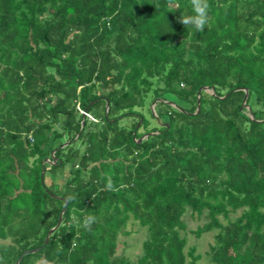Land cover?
I'll return each instance as SVG.
<instances>
[{"label": "trees", "instance_id": "1", "mask_svg": "<svg viewBox=\"0 0 264 264\" xmlns=\"http://www.w3.org/2000/svg\"><path fill=\"white\" fill-rule=\"evenodd\" d=\"M209 2L200 32L190 0H0V264L65 200L19 264H196L188 210L213 263L264 264V0Z\"/></svg>", "mask_w": 264, "mask_h": 264}, {"label": "rangeland", "instance_id": "2", "mask_svg": "<svg viewBox=\"0 0 264 264\" xmlns=\"http://www.w3.org/2000/svg\"><path fill=\"white\" fill-rule=\"evenodd\" d=\"M154 106L152 105V110ZM150 118V117H149ZM155 121V120H154ZM151 118V126L155 122ZM240 212L231 213L230 218L234 219L239 215ZM222 222L227 223V219L220 216ZM209 219L206 215L199 216L198 213L188 210L184 216V221L186 226L181 229V234L187 239L186 251L192 247L196 246V254H200L201 258L197 261L196 264H215L213 263L210 255V246L215 243V235L218 233L219 229H213L210 232L202 233L197 235L195 230L198 226L203 225ZM127 230L130 231V234H121L120 242L117 249L118 255H124L132 260H136L137 257L142 253V243L148 238V230L146 227L140 226L138 221L131 219L127 226ZM190 259V258H189ZM187 264H191L190 262Z\"/></svg>", "mask_w": 264, "mask_h": 264}, {"label": "clouds", "instance_id": "3", "mask_svg": "<svg viewBox=\"0 0 264 264\" xmlns=\"http://www.w3.org/2000/svg\"><path fill=\"white\" fill-rule=\"evenodd\" d=\"M209 0H190V13L180 15L178 23L187 26H192L196 31L203 32L205 26L209 24V12H210ZM106 187L110 190L114 188L111 180L107 183ZM96 216L87 215L83 217L82 227L91 231L92 225L96 222Z\"/></svg>", "mask_w": 264, "mask_h": 264}, {"label": "water", "instance_id": "4", "mask_svg": "<svg viewBox=\"0 0 264 264\" xmlns=\"http://www.w3.org/2000/svg\"><path fill=\"white\" fill-rule=\"evenodd\" d=\"M202 90H205V91H207V92H211L212 94H215V92H214V88L212 87V88H210V87H208V86H203V87H201L200 89H199V92H198V110H199V107H200V96H201V91ZM245 91L247 92V89H245ZM226 96H224V97H220L221 99H224ZM246 99H247V94H246V96H245V99H244V101H243V104L245 105V102H246ZM175 105V104H174ZM153 106H154V104H153ZM107 108H108V103H107ZM167 125V124H166ZM150 134H153V133H150ZM148 135L149 134H146V135H144L142 138H140L138 141L140 142V141H142L144 138H146V137H148ZM54 153H55V151H53V153H52V159H49V158H45L44 159V167H43V170H42V175H44V172H45V169H46V167H45V164L46 163H49V164H55L56 162H57V158L54 156ZM66 204H67V201L65 200V207H66ZM65 207L63 208V210H62V212H61V216H60V218H59V221H58V223L53 227V228H51L50 230H49V232L47 233V235H46V238H45V241H44V243H43V245L42 246H40V247H38V248H36V249H33V250H26V251H24L23 252V254L18 258V260L16 261V264H19L20 263V261H21V259L23 258V256L25 255V254H27V253H29V252H36V251H38V250H40L45 244H47L48 243V241H49V238H50V235L60 226V223H61V221H62V214L64 213V211H65Z\"/></svg>", "mask_w": 264, "mask_h": 264}]
</instances>
